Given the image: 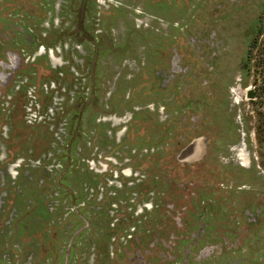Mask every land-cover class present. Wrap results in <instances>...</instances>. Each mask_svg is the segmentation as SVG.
Returning a JSON list of instances; mask_svg holds the SVG:
<instances>
[{"label":"rangeland","instance_id":"374dc122","mask_svg":"<svg viewBox=\"0 0 264 264\" xmlns=\"http://www.w3.org/2000/svg\"><path fill=\"white\" fill-rule=\"evenodd\" d=\"M0 264H264V0H0Z\"/></svg>","mask_w":264,"mask_h":264},{"label":"trees","instance_id":"16d2710c","mask_svg":"<svg viewBox=\"0 0 264 264\" xmlns=\"http://www.w3.org/2000/svg\"><path fill=\"white\" fill-rule=\"evenodd\" d=\"M90 186H91V185H90ZM73 198L75 199L74 201L81 202V201H79V200H81L82 197H80L79 195H73ZM102 199H103V197H102ZM116 227H120V224L117 225Z\"/></svg>","mask_w":264,"mask_h":264},{"label":"water","instance_id":"95a60500","mask_svg":"<svg viewBox=\"0 0 264 264\" xmlns=\"http://www.w3.org/2000/svg\"><path fill=\"white\" fill-rule=\"evenodd\" d=\"M252 94H253L252 90L248 89L247 90V97H252Z\"/></svg>","mask_w":264,"mask_h":264}]
</instances>
